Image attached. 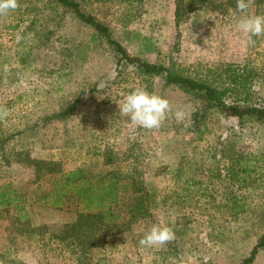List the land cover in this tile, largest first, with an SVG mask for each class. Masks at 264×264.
Instances as JSON below:
<instances>
[{
  "label": "rangeland",
  "instance_id": "obj_1",
  "mask_svg": "<svg viewBox=\"0 0 264 264\" xmlns=\"http://www.w3.org/2000/svg\"><path fill=\"white\" fill-rule=\"evenodd\" d=\"M233 1L201 6L180 26L175 0L81 3L132 55L241 91L245 81L252 102L264 105V36L248 43ZM19 2L18 10L0 17V105L12 109L0 120V184L26 193L29 218L0 209V261L241 264L264 234V122L217 110L200 118L199 99L167 84L165 75H146L121 61L91 26L55 0ZM249 13L264 14V0H255ZM18 32L34 36L18 43ZM138 87L167 98L173 113L184 110L186 118L169 114L151 130L133 126L119 105ZM74 101L72 114L56 116ZM109 151L121 159L114 168L124 173L134 165L141 174L150 191L149 212L130 222L128 215L101 246L82 248L62 238L81 207L71 199L60 208L38 201L53 176L37 172L28 158L57 161L67 171L101 167ZM185 177L196 181L192 198L179 196ZM233 194L248 207L237 217L226 211ZM156 223L172 226L174 241L140 246ZM251 264H264V247Z\"/></svg>",
  "mask_w": 264,
  "mask_h": 264
},
{
  "label": "trees",
  "instance_id": "obj_2",
  "mask_svg": "<svg viewBox=\"0 0 264 264\" xmlns=\"http://www.w3.org/2000/svg\"><path fill=\"white\" fill-rule=\"evenodd\" d=\"M55 1L91 26L100 38L106 40L121 61L134 65L138 71L146 75H165L167 84L175 85L199 99L203 104L200 118H204L205 113L209 110H217L227 117H237L241 120L255 119L264 122V105L252 102V93L244 86L246 85L245 81L242 83L244 85H241L243 89L241 91L230 83H214L208 79L185 74L172 65L134 56L129 53L121 41L114 37L109 25L82 6L81 0ZM217 1L175 0L176 25L180 26L191 13L201 6L216 4ZM76 105L77 102L74 101L56 116L66 117L72 114ZM196 115L199 113L196 112ZM200 118H196L195 123ZM105 156L101 167L97 164L80 166L67 171L63 170L57 161L28 158L37 172L42 174L44 170L46 174L53 176L50 187L37 195L38 201L60 208L71 199L81 207L76 219L65 226L62 238L70 239L82 248L90 249L101 246L108 234L124 226L123 218L128 215L127 222H130L138 217H145L149 212L150 191L137 168L133 165L122 173L114 168L115 164L121 162L118 153L109 151ZM106 166L110 168H104ZM250 170L249 166H245V172H250ZM195 183L193 177H185L181 187L182 195L179 196L192 198L191 192ZM26 200V193L11 183L0 184V209L13 208L17 212V219L29 218ZM227 202L226 211L230 216L237 217L248 210V207L236 194L228 197ZM262 247H264V234L241 264L253 263Z\"/></svg>",
  "mask_w": 264,
  "mask_h": 264
},
{
  "label": "clouds",
  "instance_id": "obj_3",
  "mask_svg": "<svg viewBox=\"0 0 264 264\" xmlns=\"http://www.w3.org/2000/svg\"><path fill=\"white\" fill-rule=\"evenodd\" d=\"M255 4V0H236V10L240 14L238 28L247 37L249 44L254 45V37L264 36V14H250ZM21 7L19 0H0V17L8 16ZM34 36L29 33L27 36L17 33V42L30 40ZM7 65L4 71L7 72ZM120 113L126 116L133 126L144 129H157L164 120L173 114L177 121H183L186 118L184 110H176L173 113L170 101L154 92H149L143 87H138L124 98L122 105H119ZM12 112V109L0 105V120L6 119ZM175 239V231L172 226L156 223L149 231L145 233L139 244L142 247H163ZM3 264V261H0Z\"/></svg>",
  "mask_w": 264,
  "mask_h": 264
}]
</instances>
